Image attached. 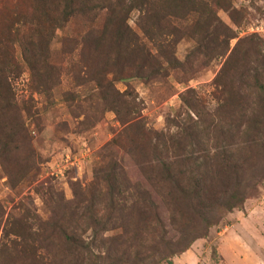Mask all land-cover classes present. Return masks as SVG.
<instances>
[{"label": "rangeland", "instance_id": "rangeland-1", "mask_svg": "<svg viewBox=\"0 0 264 264\" xmlns=\"http://www.w3.org/2000/svg\"><path fill=\"white\" fill-rule=\"evenodd\" d=\"M120 1L117 12L129 10L126 26L153 55L157 73L148 80L128 78L133 71L109 61V46L82 50L88 29L105 25V12L96 22L75 20L45 38L51 66L39 71H29L15 45V136L0 114V145L10 146L6 154L0 151V264H65L62 233L69 220L81 238L91 240L90 226L78 218L91 201L107 195L106 184L97 180L106 166L117 165L119 184L131 187L122 191L125 196L147 191L153 197L165 232L156 249L167 254L169 263L162 264H191L177 260L190 249L196 264H219L220 233L234 223L229 214L264 195V148L245 136L255 135L254 127L247 128L251 121L264 125L256 91V72L264 66V0H196L176 15L167 11L158 35L139 29L146 20H139L135 0ZM126 60L122 54L120 63ZM101 80L102 89L96 83ZM126 149L134 151L142 173L154 172L157 159L174 160L172 154L205 169L178 176L190 197L167 186L164 193L176 199L167 211ZM233 194L243 203L226 211L221 204ZM94 209L108 213L103 204ZM117 226L102 236H124ZM134 229V240H128L133 250L152 255L154 239L144 224L137 219Z\"/></svg>", "mask_w": 264, "mask_h": 264}, {"label": "trees", "instance_id": "trees-1", "mask_svg": "<svg viewBox=\"0 0 264 264\" xmlns=\"http://www.w3.org/2000/svg\"><path fill=\"white\" fill-rule=\"evenodd\" d=\"M134 3H136V6L133 9L136 7L141 13L139 20H142L143 17L146 20L144 26H138L141 32L144 35L148 32H154L158 35L161 31L160 23L167 16V11L170 10L176 15L177 8L183 7L188 10V6L195 4L196 0H135ZM159 3L163 5H159ZM120 7H123L120 0H0V114L4 117L5 124H7V126H4L5 129L10 128L15 136V117L13 122L10 121L17 110L11 82L19 66L14 56L15 45L20 47L23 61L31 73L45 66H51L47 58L48 48L44 39L50 38L56 29H62L75 20L83 21L86 24L93 23L99 18L101 12H105V20H107L105 25L103 24L100 28L88 29L87 38L82 42V50L84 46L85 48L87 46L89 52L92 50L97 53L101 51L100 49L103 46H109L111 48L109 61L111 59L118 66H129V69L133 71L134 74L128 78L148 80L157 73L151 67L154 66L153 55L140 42L137 35L126 26L129 10L117 12ZM129 9L132 8L129 7ZM99 30L100 32L97 33ZM122 54L127 58L124 64L120 63ZM104 66H108V64L106 63ZM147 69H149L148 73H146ZM112 74L115 73L112 72ZM256 77L261 81L256 89L257 104L264 110V106L261 107L264 105V66H262L261 72H256ZM118 79L123 78L119 77ZM96 83L97 88H103V80L96 81ZM111 86L113 87V85L108 84L109 88ZM127 115L129 117L131 113L127 112ZM132 120L133 118L126 121L124 125ZM249 127H254L256 132L253 136L245 132L248 142L264 148V140L261 136L264 125L256 119L249 123L247 128ZM12 138L13 136H11ZM11 144H14V139H12ZM113 144L119 147V140L115 139ZM168 148L171 150L174 146L169 144ZM0 151L6 154L10 151V146L2 143ZM124 152L130 159H133V163L140 170L149 185L148 187L155 192L167 211H170L171 207H175L174 203H176L175 198H170L168 194L164 193L167 186L169 188L174 186L178 188L180 194L190 197L191 195H186V189L178 181V176L184 173L189 175L193 173L200 174L205 169L203 164L191 163L193 159L187 160L189 162L186 163H180L175 160V155L171 153L174 160L168 162L157 159L159 166L154 169V172L151 170L142 173L140 162L132 154L134 151L126 149ZM187 167L189 170H187ZM116 171L117 165L112 168L106 166L99 171L97 180L106 184L107 195L91 201L89 209H86L78 218L81 223L90 226L88 229L91 230L92 239L86 241L81 238L77 229L73 226L75 225L73 223H76L74 220L67 222L68 225L62 233L66 255L65 264L169 263L167 254H161L160 251L156 250L163 245V233L165 232L163 224L159 221L157 205L153 197L147 191H144V194L138 192L136 194L129 193L125 196L122 191H128L131 187L128 188L122 186L121 183L119 184ZM193 184V189L200 187L199 182ZM139 187V185H136L137 190H139ZM197 191H194V193ZM235 196L236 194H233L230 200L227 199L226 202L221 204V207L226 211L238 208L243 202H240ZM197 199L199 198L197 197ZM98 204H103L107 208V215H99L95 212L94 207ZM137 219L144 224V233L154 239V253L150 256L140 257L133 250L132 242L128 241L134 240L136 235L135 220ZM117 224H121L124 236L111 238L102 236L106 232L113 231L109 229L118 227ZM108 225L112 226L109 227ZM54 226L58 228L57 225ZM130 234H132L131 238L128 237ZM94 250L96 253H93Z\"/></svg>", "mask_w": 264, "mask_h": 264}, {"label": "crops", "instance_id": "crops-1", "mask_svg": "<svg viewBox=\"0 0 264 264\" xmlns=\"http://www.w3.org/2000/svg\"><path fill=\"white\" fill-rule=\"evenodd\" d=\"M243 207L241 213L229 214V221L234 223L220 233L216 250L219 264H264V195ZM185 258L191 264L198 260L193 249L177 260Z\"/></svg>", "mask_w": 264, "mask_h": 264}]
</instances>
